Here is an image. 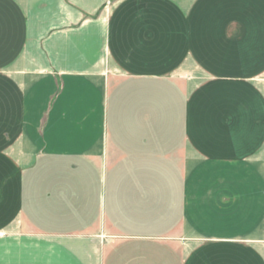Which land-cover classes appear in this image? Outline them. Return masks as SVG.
<instances>
[{
	"label": "crops",
	"instance_id": "1",
	"mask_svg": "<svg viewBox=\"0 0 264 264\" xmlns=\"http://www.w3.org/2000/svg\"><path fill=\"white\" fill-rule=\"evenodd\" d=\"M114 1L0 0L1 233L264 264V0Z\"/></svg>",
	"mask_w": 264,
	"mask_h": 264
},
{
	"label": "rangeland",
	"instance_id": "2",
	"mask_svg": "<svg viewBox=\"0 0 264 264\" xmlns=\"http://www.w3.org/2000/svg\"><path fill=\"white\" fill-rule=\"evenodd\" d=\"M111 3L107 4L105 7L106 15H109V12L114 6V3L116 1L110 0ZM183 79V78H182ZM27 215V214H24ZM28 217V216H27ZM23 233L21 234L23 238H25V235L30 237V232H35L36 230L33 228V226H30L26 223H24V226L22 228ZM59 233H75V232H81L83 231L82 228H68L63 227L58 230ZM32 238L34 237V234L32 233ZM111 239V238H110ZM109 239V240H110ZM35 240V239H32ZM98 240V239H97ZM50 241V240H48ZM27 239L23 241L21 244L18 243V241H8L7 235H3L0 230V264H7V261L9 259L12 260L11 264H34L33 258L35 256V248L38 246H35L33 243L27 244ZM51 242V241H50ZM69 242H72L69 240ZM44 246L47 248V251L49 253H53V255L48 258V255L44 253V258L41 264H100V249L99 245H85L84 243L78 244L75 242L69 243V244H58V247L52 249L51 245L44 244ZM102 246V244H101ZM107 245H105L106 247ZM109 246V245H108ZM9 248H11V257L7 258L5 257V254H8ZM67 248L68 251L64 250ZM91 248V250H89ZM63 251V252H61ZM22 254V258L19 259V255ZM73 254V255H72ZM5 257V258H4ZM68 257V258H66Z\"/></svg>",
	"mask_w": 264,
	"mask_h": 264
}]
</instances>
